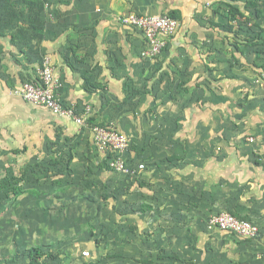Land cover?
<instances>
[{
    "label": "crops",
    "instance_id": "obj_1",
    "mask_svg": "<svg viewBox=\"0 0 264 264\" xmlns=\"http://www.w3.org/2000/svg\"><path fill=\"white\" fill-rule=\"evenodd\" d=\"M246 1L7 2L0 9V164L6 156L59 152L74 172L63 182L78 181L75 173L96 168L98 151L105 158L91 125L115 126L130 138V171L109 175L107 191L113 205L117 193L126 203L99 214H124L130 229L157 232L134 244L124 231V247L162 248L146 256L154 264H264V15ZM252 1L264 8V0ZM232 5L244 15L233 16ZM174 10L180 25L167 47L154 60L143 57L142 32L120 17ZM45 55L57 95L91 106L86 125L12 93L37 77ZM223 210L255 222L257 239L211 228L210 217Z\"/></svg>",
    "mask_w": 264,
    "mask_h": 264
},
{
    "label": "rangeland",
    "instance_id": "obj_2",
    "mask_svg": "<svg viewBox=\"0 0 264 264\" xmlns=\"http://www.w3.org/2000/svg\"><path fill=\"white\" fill-rule=\"evenodd\" d=\"M7 2L10 5L11 0H0V9L7 11ZM43 155L23 160L6 156L1 161L0 182L4 188H0V264H29L27 250L32 247L57 253L55 260L43 259L49 264H137L116 262L130 258L140 264L157 263V258L146 256L162 255V248L154 249L153 254L151 243L142 248L124 247L127 237L137 244L139 237L146 242L156 236L157 232L151 231L153 228L138 232L120 221L124 214H99L108 206L123 207L126 203L117 193L118 201L113 205L114 192L107 191V177L122 173L108 168L100 151L96 168L88 166L82 175L75 173L78 181L68 179L67 182H63L64 175L74 174L67 167L68 156H61L59 152ZM43 174L48 178L46 181ZM13 182L26 191L7 195ZM44 193L49 195L43 196ZM98 219H101L99 226H103H100L102 237H97L98 232L94 231L95 227L99 228ZM123 234L124 241L119 237ZM203 242L201 238L200 243ZM200 247L203 246L200 244Z\"/></svg>",
    "mask_w": 264,
    "mask_h": 264
},
{
    "label": "built area",
    "instance_id": "obj_3",
    "mask_svg": "<svg viewBox=\"0 0 264 264\" xmlns=\"http://www.w3.org/2000/svg\"><path fill=\"white\" fill-rule=\"evenodd\" d=\"M120 20L123 24L142 32L146 44L142 55L150 60L162 53L180 25L179 19L167 14L128 12L123 14ZM57 84L51 56L45 55L37 77L25 80L19 87L14 88L12 93L35 105L44 106L59 116L72 119L79 125H86L87 116L92 111L91 106L81 108L75 104L65 103L56 93ZM91 130L95 143L105 154L110 169L122 174L128 173L130 168L125 153L130 148L129 136L112 125L95 123L91 125ZM248 140L253 142L254 138L250 137ZM209 226L246 239H254L260 235V228L255 222L237 216L229 210L212 215Z\"/></svg>",
    "mask_w": 264,
    "mask_h": 264
},
{
    "label": "trees",
    "instance_id": "obj_4",
    "mask_svg": "<svg viewBox=\"0 0 264 264\" xmlns=\"http://www.w3.org/2000/svg\"><path fill=\"white\" fill-rule=\"evenodd\" d=\"M245 6H253V7H255L256 8V13H257L258 16H263L264 15V8L258 7L257 4L255 2H253L252 0H247L246 3H245ZM230 12L232 13L233 16L236 15V14L244 15V12H242L238 7H234L233 5L230 8ZM168 15L179 19L178 12L175 11V10L171 11ZM236 47H238V46L236 45ZM93 120H94L93 118L89 119L90 122H92ZM102 125H104V124H102ZM39 157L40 156H38V158ZM105 161H106V164H107V160H105ZM70 163H71V160L69 158L68 162H67V165H68L67 167L68 168L70 166ZM107 166H108V164H107ZM108 168H110V167L108 166ZM21 175H23V174H21ZM2 184L3 183L0 182V188H4V186H2ZM9 190L10 191L7 193V195H9V196L11 195L10 193L18 195V194H22L23 192L26 191L25 188H22V186L17 187V184H15L14 182L12 183V185H11ZM243 218H245V217H243ZM91 235H94L93 231H91ZM27 251H28V256H29V264H49V262L47 260L46 261L43 260L45 257H46V259H50V260H55L58 257L57 253H54L51 250H45V249H43L41 247H32V248H29Z\"/></svg>",
    "mask_w": 264,
    "mask_h": 264
}]
</instances>
